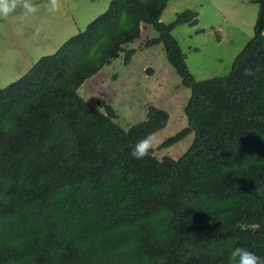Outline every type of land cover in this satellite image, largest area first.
Wrapping results in <instances>:
<instances>
[{"label": "trees", "instance_id": "1", "mask_svg": "<svg viewBox=\"0 0 264 264\" xmlns=\"http://www.w3.org/2000/svg\"><path fill=\"white\" fill-rule=\"evenodd\" d=\"M166 2L109 0L0 86V264H230L236 247L264 258V21L225 74L195 80L171 30L196 12L162 23ZM141 35L187 89L184 124L155 146L191 134L178 156L130 155L165 110L122 127L107 101L78 93L114 56L128 64Z\"/></svg>", "mask_w": 264, "mask_h": 264}, {"label": "rangeland", "instance_id": "2", "mask_svg": "<svg viewBox=\"0 0 264 264\" xmlns=\"http://www.w3.org/2000/svg\"><path fill=\"white\" fill-rule=\"evenodd\" d=\"M108 2L60 0L59 10L50 12L44 7L47 0H33L39 9L34 16L20 22L17 10L7 20L0 19V86L16 80L39 57L53 53L103 12ZM187 9L196 12L195 24H181L171 30L187 69L195 80L225 74L234 55L253 34L258 4L254 0H167L159 20L168 23L176 12ZM146 33L154 35L151 29ZM142 36L128 45L134 50L128 64L122 63V53L114 56L79 86L78 93L95 107V100L107 101L115 110L114 121L122 127L142 119L149 105L165 110L164 127L152 132L158 145L184 124L182 108L187 89L179 84L161 46L145 48L139 41ZM190 140L188 134L175 146L154 147L153 152L157 157L165 153L178 156Z\"/></svg>", "mask_w": 264, "mask_h": 264}, {"label": "clouds", "instance_id": "3", "mask_svg": "<svg viewBox=\"0 0 264 264\" xmlns=\"http://www.w3.org/2000/svg\"><path fill=\"white\" fill-rule=\"evenodd\" d=\"M60 6V0H47L44 5L50 12L58 11ZM17 10H19L20 14L16 18L23 22L37 14L39 9L33 3V0H0V19L7 20L10 16L17 13ZM244 75H252L251 70L245 69ZM156 144L155 134L149 133L136 142L130 155L135 159H142L150 153ZM254 191L261 199H264V185H256ZM230 264H264V258L257 256L246 248L236 247L231 252Z\"/></svg>", "mask_w": 264, "mask_h": 264}, {"label": "water", "instance_id": "4", "mask_svg": "<svg viewBox=\"0 0 264 264\" xmlns=\"http://www.w3.org/2000/svg\"><path fill=\"white\" fill-rule=\"evenodd\" d=\"M258 4V12L255 20L256 32H260V28L264 21V0H254Z\"/></svg>", "mask_w": 264, "mask_h": 264}]
</instances>
